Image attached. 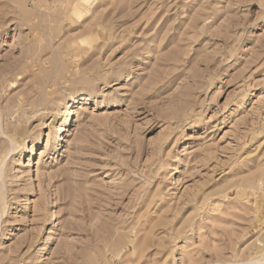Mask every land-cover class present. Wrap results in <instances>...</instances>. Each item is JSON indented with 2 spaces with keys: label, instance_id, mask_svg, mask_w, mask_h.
Segmentation results:
<instances>
[{
  "label": "rangeland",
  "instance_id": "rangeland-1",
  "mask_svg": "<svg viewBox=\"0 0 264 264\" xmlns=\"http://www.w3.org/2000/svg\"><path fill=\"white\" fill-rule=\"evenodd\" d=\"M77 1L0 0V264H264V0Z\"/></svg>",
  "mask_w": 264,
  "mask_h": 264
},
{
  "label": "bare ground",
  "instance_id": "bare-ground-1",
  "mask_svg": "<svg viewBox=\"0 0 264 264\" xmlns=\"http://www.w3.org/2000/svg\"><path fill=\"white\" fill-rule=\"evenodd\" d=\"M90 4H91V2H90V0H79V1H77V3L75 4V13L77 14V16L78 17H81V14L83 13V11H85V10H87L88 8H89V6H90ZM21 50V49H20ZM12 60V59H11ZM14 61V60H13ZM9 62V61H8ZM14 63V62H13ZM6 66V65H5ZM8 68V67H7ZM8 71H10V70H8ZM5 72V71H4ZM6 75V74H5ZM20 78H22V75H21V73H19V74H16V75H12V76H10L9 78H7L8 79V84L10 85V86H14V84L16 83V80L17 79H20ZM7 79H5V81L7 80ZM4 81V80H3ZM7 87V86H6ZM145 108V107H144ZM145 111V110H144ZM136 116V115H135ZM123 165V164H122ZM122 185V184H121ZM118 186H120V185H118ZM118 189V188H117ZM121 189V188H120ZM119 189V190H120ZM116 190V189H115ZM114 192V191H113ZM123 193V192H122ZM102 194H104L103 192H102ZM115 194V193H114ZM117 195V194H116ZM92 196V195H91ZM96 196V195H95ZM101 196V195H100ZM114 196V195H113ZM116 197V196H115ZM99 198V197H98ZM110 198V199H109ZM109 198L108 197H106L105 198V200H106V202L108 203H110V201H112V198L109 196ZM84 200V199H83ZM115 200H116V198H115ZM114 200V201H115ZM98 202V201H97ZM143 202V201H142ZM144 203V202H143ZM97 204H99V203H97ZM111 204V203H110ZM140 205V204H139ZM143 205V204H142ZM98 207H101V206H98ZM135 207V206H134ZM105 208V207H104ZM109 208V207H108ZM111 208V207H110ZM140 208H141V206H140ZM112 209H113V207H112ZM108 210V209H107ZM138 210H139V208H138ZM109 211H111V210H109ZM3 229V228H2ZM2 229H0V230H2ZM115 231H117V230H115ZM109 233V232H108ZM115 235V234H114Z\"/></svg>",
  "mask_w": 264,
  "mask_h": 264
}]
</instances>
